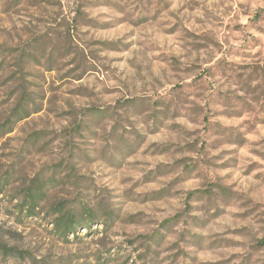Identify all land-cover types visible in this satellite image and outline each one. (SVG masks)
I'll return each instance as SVG.
<instances>
[{
	"label": "rangeland",
	"instance_id": "obj_1",
	"mask_svg": "<svg viewBox=\"0 0 264 264\" xmlns=\"http://www.w3.org/2000/svg\"><path fill=\"white\" fill-rule=\"evenodd\" d=\"M9 119L7 246L39 264H264V0H0Z\"/></svg>",
	"mask_w": 264,
	"mask_h": 264
},
{
	"label": "trees",
	"instance_id": "obj_2",
	"mask_svg": "<svg viewBox=\"0 0 264 264\" xmlns=\"http://www.w3.org/2000/svg\"><path fill=\"white\" fill-rule=\"evenodd\" d=\"M25 113V112H24ZM20 117V116H19ZM18 117V119H19ZM15 123V120H7L6 122L0 123V136L6 133L11 132L12 125ZM28 198L25 200V206L27 207V212H33L34 208L38 206V199L31 195L30 193L27 195ZM51 215H56L53 219L55 223V228L59 230L60 235L64 236L66 232L70 229H74L76 226V220L73 218L72 212L70 210H66L64 205L62 206H54ZM90 220H95L93 217ZM88 225V224H87ZM0 256L5 260H26L30 264H39L40 262L36 260L34 257L30 256V254L25 250H20L17 247H10L3 243L0 240Z\"/></svg>",
	"mask_w": 264,
	"mask_h": 264
}]
</instances>
